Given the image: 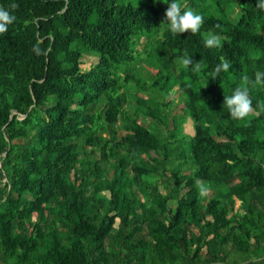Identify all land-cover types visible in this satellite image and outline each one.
<instances>
[{
	"label": "trees",
	"instance_id": "trees-1",
	"mask_svg": "<svg viewBox=\"0 0 264 264\" xmlns=\"http://www.w3.org/2000/svg\"><path fill=\"white\" fill-rule=\"evenodd\" d=\"M156 1L0 0V264H264V8L206 0L174 34Z\"/></svg>",
	"mask_w": 264,
	"mask_h": 264
},
{
	"label": "clouds",
	"instance_id": "clouds-1",
	"mask_svg": "<svg viewBox=\"0 0 264 264\" xmlns=\"http://www.w3.org/2000/svg\"><path fill=\"white\" fill-rule=\"evenodd\" d=\"M166 3L167 7L164 10L162 18L163 28L174 34L190 30L191 33H196L200 25L203 23V16L199 11H195L191 7L185 6V0H160ZM258 6L264 8V0H257ZM12 8L17 7L15 0L11 5ZM15 14L8 8L0 6V33L7 31L8 26L15 20ZM205 45L212 47L220 44V37L214 32H208L204 37ZM37 52L40 51L38 45H34ZM181 62L185 66L191 65L193 70L199 68L198 60H193L192 55L183 56ZM230 62L223 60L221 63L215 65L212 76L215 77L220 74L222 70H229ZM244 81H248L249 77L245 75ZM254 82L259 85H264V70H258L255 74ZM223 104L229 109L230 114L235 118L245 117L253 108L252 98L249 95V89L246 85L235 87L231 94L224 96ZM200 190L206 191L201 186Z\"/></svg>",
	"mask_w": 264,
	"mask_h": 264
},
{
	"label": "rangeland",
	"instance_id": "rangeland-1",
	"mask_svg": "<svg viewBox=\"0 0 264 264\" xmlns=\"http://www.w3.org/2000/svg\"><path fill=\"white\" fill-rule=\"evenodd\" d=\"M127 1H130L134 4L145 2V0H116L117 3L127 2ZM156 5L158 7L159 12L162 14L164 11V7L159 0L156 1ZM192 9H194L195 11H199L202 14V16L210 13V9L208 8V3L206 2V0L197 1L196 6ZM93 61H95V57L92 55H87V57L84 58V61L81 64L82 68L85 69V68L89 67L90 64L93 63ZM148 68H150V67H148ZM140 70L142 71L143 74H144V72H147L146 67H143V69H140ZM148 93L152 95L155 92L150 90V91H147V94ZM171 97H173L171 107L172 108L175 107L176 109L179 110L180 105H182V97L178 93L174 94ZM146 121H148V119H146ZM182 126H183L182 133H184V134H192L193 133L192 120L190 117L186 118V120L184 121ZM209 191L210 190L208 189V190L204 191V193H208ZM169 203L172 207H174L175 202L173 200H170ZM239 205H240V200L236 198L235 203H234V207L238 208Z\"/></svg>",
	"mask_w": 264,
	"mask_h": 264
}]
</instances>
